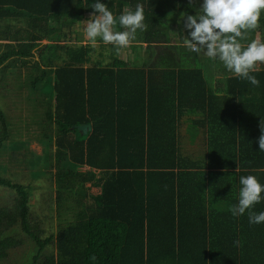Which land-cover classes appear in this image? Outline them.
I'll use <instances>...</instances> for the list:
<instances>
[{
  "label": "trees",
  "instance_id": "trees-1",
  "mask_svg": "<svg viewBox=\"0 0 264 264\" xmlns=\"http://www.w3.org/2000/svg\"><path fill=\"white\" fill-rule=\"evenodd\" d=\"M101 2L114 18L137 3L156 14L159 7L158 0ZM92 3L0 0V21L26 24H8L0 32L7 41L0 68L38 52L43 69L32 87L51 85L39 121L45 154L36 156L30 174L54 180L63 220L42 236L31 212L34 186L6 175L2 156L11 132L0 109V186L16 193L12 206L0 207V261L21 246L20 238L8 235L19 226L37 244L32 264H264V222L250 224L247 211L239 217L230 211L238 202L240 176L251 174L264 184L258 145L264 63L252 73L258 86L234 75L222 90L202 67L133 66L112 44L103 48L111 49L110 61L103 52L94 60L91 43L67 41L76 24L91 18ZM195 8L188 6L191 13ZM113 27L124 30L118 19ZM253 39L264 42V10L240 42ZM171 48L182 54L183 47ZM84 123L92 125L85 135L78 128ZM92 187L100 193H91ZM254 210H264V199ZM237 239L240 246L233 243Z\"/></svg>",
  "mask_w": 264,
  "mask_h": 264
},
{
  "label": "clouds",
  "instance_id": "clouds-1",
  "mask_svg": "<svg viewBox=\"0 0 264 264\" xmlns=\"http://www.w3.org/2000/svg\"><path fill=\"white\" fill-rule=\"evenodd\" d=\"M94 9L91 18L83 22V33L93 44L99 38L104 44H112L117 49L127 47L135 38L137 30L146 27L143 5L137 3L134 10H123L118 18L101 0H93ZM264 10V0H202L195 15L183 16L184 27L189 30L188 39L184 41L187 48L200 52L213 59H219L233 75L246 79L252 85H259L253 72L259 70L258 62L264 63V42L253 39L246 46L240 42L248 30L255 29ZM123 31H114L117 22ZM259 151L264 152V118L261 119ZM238 202L230 208L234 217L246 213L250 224L264 222V210H254V205L264 199V184L254 175L239 177ZM240 246L239 239L233 241Z\"/></svg>",
  "mask_w": 264,
  "mask_h": 264
},
{
  "label": "rangeland",
  "instance_id": "rangeland-1",
  "mask_svg": "<svg viewBox=\"0 0 264 264\" xmlns=\"http://www.w3.org/2000/svg\"><path fill=\"white\" fill-rule=\"evenodd\" d=\"M89 19L85 18L82 24L74 26L77 32L71 35V39H67L69 44H85L89 41L83 33V22ZM8 24L16 28L17 26L26 25L22 20H3L0 21V32ZM66 30L68 31L67 28ZM98 39L96 41L97 45H95L96 50L93 52L94 60L100 57V52H103L105 57L111 54V49L105 48L104 50L103 47L106 46ZM47 41L48 39H43L41 43L44 44ZM6 42V40L0 37V53L5 49ZM124 56L125 53H123ZM42 69L43 66L40 63L38 52L31 59L16 58L7 61L0 68V109L8 117L11 132L9 146L2 156V162L9 166L6 175L34 186L35 189L31 199V212L44 228L42 236L45 237L58 229L59 224L63 220L61 216H58L54 180L49 176L32 179L30 174L34 168V163L37 161L36 156H44L45 154V144L41 141L42 131L39 121L51 95L47 91V87L49 89L51 85L45 86L42 83L39 84L37 89H33L32 87V79L39 75ZM49 76H52V74H49ZM45 140V142H48L46 138ZM16 145L19 146L17 149L15 148ZM88 169L89 167L82 168L84 171ZM87 185L89 187L90 183ZM100 191L101 189L96 187L90 189V192L94 194H98ZM15 198L16 193L14 190L0 186V207L12 206ZM8 235L16 236L23 242L21 246L12 249L9 257L0 261V264H32L34 255L37 252V244L22 232L19 226L10 231ZM46 251L50 252L51 248H48Z\"/></svg>",
  "mask_w": 264,
  "mask_h": 264
},
{
  "label": "crops",
  "instance_id": "crops-1",
  "mask_svg": "<svg viewBox=\"0 0 264 264\" xmlns=\"http://www.w3.org/2000/svg\"><path fill=\"white\" fill-rule=\"evenodd\" d=\"M180 1L158 0L159 7L157 14L151 10H145V15H156L157 21H150L145 16V29L143 31L137 30L135 38L130 41L129 45L121 48L120 55L133 66L150 69H165L166 67L178 68L182 65L184 67H202L208 74V77H211L210 81L212 85L216 89L224 90L227 86L226 77L228 78L234 75L224 67L223 62L219 59L208 57L203 48L198 52L200 53L198 56L193 51L185 48L187 46L184 41L188 39L189 30L184 27L183 16L185 14L195 15L196 10L202 4V0H184L185 4L183 5H181ZM178 2L180 5H178ZM153 5L156 6L157 1ZM189 5L196 7L192 13L188 10ZM145 7L143 5V8ZM160 15L163 18H160ZM157 35L158 38H155ZM133 40H141L142 42H135ZM87 43H91L94 47L97 45V42L93 44L90 40ZM102 44L106 47H112L110 44H104L103 42ZM171 47H183L181 48L183 49L182 54H179L176 49L174 50ZM123 53H125L124 57ZM99 58L102 59L103 57L100 55ZM105 61H110L109 57H106ZM261 64L258 62L259 67ZM207 68L209 73L207 72Z\"/></svg>",
  "mask_w": 264,
  "mask_h": 264
},
{
  "label": "water",
  "instance_id": "water-1",
  "mask_svg": "<svg viewBox=\"0 0 264 264\" xmlns=\"http://www.w3.org/2000/svg\"><path fill=\"white\" fill-rule=\"evenodd\" d=\"M78 128L80 129L81 133L85 135L92 129V125L89 123H84L78 125Z\"/></svg>",
  "mask_w": 264,
  "mask_h": 264
}]
</instances>
